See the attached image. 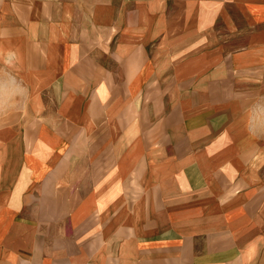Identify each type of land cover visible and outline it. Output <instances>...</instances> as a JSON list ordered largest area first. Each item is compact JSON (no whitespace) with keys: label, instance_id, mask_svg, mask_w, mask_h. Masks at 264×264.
I'll return each instance as SVG.
<instances>
[{"label":"crops","instance_id":"1","mask_svg":"<svg viewBox=\"0 0 264 264\" xmlns=\"http://www.w3.org/2000/svg\"><path fill=\"white\" fill-rule=\"evenodd\" d=\"M264 0H0V264H264Z\"/></svg>","mask_w":264,"mask_h":264},{"label":"rangeland","instance_id":"2","mask_svg":"<svg viewBox=\"0 0 264 264\" xmlns=\"http://www.w3.org/2000/svg\"><path fill=\"white\" fill-rule=\"evenodd\" d=\"M261 84L263 85V89H264V76L261 79Z\"/></svg>","mask_w":264,"mask_h":264}]
</instances>
